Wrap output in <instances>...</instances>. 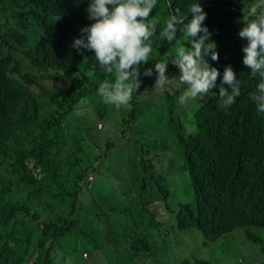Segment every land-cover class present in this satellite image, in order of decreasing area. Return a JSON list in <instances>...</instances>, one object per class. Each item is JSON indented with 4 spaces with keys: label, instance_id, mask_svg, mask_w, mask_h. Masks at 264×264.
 Here are the masks:
<instances>
[{
    "label": "trees",
    "instance_id": "trees-1",
    "mask_svg": "<svg viewBox=\"0 0 264 264\" xmlns=\"http://www.w3.org/2000/svg\"><path fill=\"white\" fill-rule=\"evenodd\" d=\"M195 2L198 0H172L169 8V0H157L150 13L159 20L152 37L153 53L150 61L140 67L142 83L121 115L124 125L116 140L117 144L119 140H137L135 133L130 135L132 124L161 98L170 120L171 136L176 138L183 160L193 157L185 169L193 184L195 209L191 204L179 203L171 219L162 199H137L144 201L143 212L135 216L144 214L147 218L139 221L143 236L135 240L141 239L154 248L163 243L181 245V237L175 232L183 229L198 230L207 242L244 227L246 237L255 242L260 238L249 228H264V113L258 112L251 100L264 78L259 73L253 76L243 64L242 47L247 40L238 35L244 12L261 0H199L206 3L201 6L207 14L204 25L212 32L211 39L219 53L218 61H212L210 56L206 59L219 70L220 77L212 94L202 101L196 99L200 103L192 110L179 102L181 86L176 79L180 71L171 63L176 58L177 43L161 39L159 33L176 8L187 15L185 24L190 21L192 14L188 9ZM88 4L89 0H0V33L9 32L14 38L9 50L12 83L0 84V228L18 224L31 232L19 240L9 239L0 229V264H27L31 257L35 264H50L55 242L68 234L91 238V248H102L110 242L95 233L109 216L102 211V200L90 209L87 225L82 208H75L79 192L87 186V171H96L100 159L116 144L108 140L100 146L89 140L96 133L94 123L110 110V105L98 95V87L103 80L114 79V74L108 76L99 68L94 52L78 51L72 46L81 29L93 23L86 12ZM177 27V39L184 43L183 25ZM85 56L88 59L82 62ZM160 61L169 63L166 75L176 78L167 89L154 87V63ZM227 65L232 66L241 87L235 103L225 108L219 87ZM146 68H153L151 77L143 75ZM21 90L30 93L35 102L27 119L20 118L16 109ZM92 94L97 100H88ZM84 101L87 114L93 112L95 119L89 121L83 133L66 129L64 118L76 113ZM125 147L127 152L119 153L122 158L129 154V146ZM62 149L67 151L65 155L61 154ZM134 149L140 159L132 162L135 167L144 164L142 159L147 152L139 146ZM122 175L121 181L130 189V175ZM61 178L70 180L71 187ZM167 196L163 194L162 198ZM119 203L135 207L134 199ZM133 207H128L132 214ZM108 210L114 208L110 206ZM93 213L99 220L93 221ZM34 234L38 237L32 242ZM138 248L137 245L132 249ZM177 264L208 262L183 259Z\"/></svg>",
    "mask_w": 264,
    "mask_h": 264
},
{
    "label": "clouds",
    "instance_id": "clouds-1",
    "mask_svg": "<svg viewBox=\"0 0 264 264\" xmlns=\"http://www.w3.org/2000/svg\"><path fill=\"white\" fill-rule=\"evenodd\" d=\"M171 3L172 0H169V8ZM201 4L203 3L198 0V2L189 6L188 13L192 15L190 21L186 24L184 20L187 15H182L180 8H176L174 12H171L165 26L159 33L160 38L166 39L169 43L176 41V58L171 63L178 67L180 75L178 79L169 78L166 75L169 63L167 61L156 62L154 63V69L157 75L154 87L167 89L172 80L176 79L181 86L179 95L181 104L190 99L203 100L208 96L210 90L216 87L217 79L220 77L219 70L211 66L206 59L210 56L212 61H218L219 53L216 50V42L211 39L212 32L204 25L207 14ZM156 6L157 0H89L86 12L88 19L93 23L81 29L80 37L74 40L72 46L78 51L84 49L94 52V58L99 68L108 76L114 74V79H105L98 87V95L102 97L105 104L114 105L117 109L122 106H129L133 94L139 92L142 83L140 80V67L150 61L153 53L152 37L156 35L159 24V20L150 15ZM241 22L243 27L239 30L238 35L240 38L247 40V44L242 47L244 53L243 64L251 70L253 76L259 73L264 78V0L253 4L244 12ZM178 25H183V35L186 38L184 43L177 39V33L180 31ZM13 40L11 33H0V84L3 82L12 83L9 50ZM81 55H83V52H81ZM87 59L88 57L85 56L82 62H86ZM143 75L151 77L153 68H146ZM240 87V81L237 79L232 66H225L219 87V97L222 100L223 107L227 108L235 103L236 98L240 95ZM251 100L256 104L257 111L264 113V82L257 85V90L251 94ZM16 109L20 113V118H29L35 109L32 95L25 90H21L16 102ZM82 115L84 117L79 116L78 113L67 115L63 120V126L68 130L85 132L89 123L86 117L91 116L87 113ZM97 123L98 128H101L103 125L102 118L97 120L94 126ZM183 162L184 168L190 167L193 157L188 158L186 156ZM95 172L93 170L87 171V186L82 187V191L79 192L80 198L76 199L75 208H82L84 203L85 225L88 224L90 209L94 208L95 205H100V202H105V200L99 202L96 199V193L94 194L90 189ZM191 186L193 187L192 181ZM164 194L168 195L167 193ZM143 202L134 199V215L137 212H143ZM34 209H38V207H34ZM107 224L108 219L101 228H104L101 235H103ZM240 228L244 229L246 236L247 228ZM0 229L7 233L9 239L23 240L26 235L31 233L27 228L18 224H8ZM250 231L252 230L250 229ZM109 240L110 243H117L115 247L123 246L132 249L137 246L136 242H140V247H151V244L148 246L146 243L141 242V239L134 240L132 243L118 242L112 235L109 236ZM216 240L209 241L214 242ZM98 249L102 251V254L104 253L103 250L105 249L102 245V248L94 247L93 251H83L82 256L85 259H92L94 252ZM112 252H115L114 249ZM26 262L27 264H35L32 257Z\"/></svg>",
    "mask_w": 264,
    "mask_h": 264
},
{
    "label": "rangeland",
    "instance_id": "rangeland-1",
    "mask_svg": "<svg viewBox=\"0 0 264 264\" xmlns=\"http://www.w3.org/2000/svg\"><path fill=\"white\" fill-rule=\"evenodd\" d=\"M156 92L161 94L160 90H155ZM211 94L212 90L208 96ZM96 98L92 94L88 100H97ZM198 100L190 99L185 104L193 110L200 103ZM156 101H158L157 104L137 117L132 124L133 132L130 135L135 133L137 140L132 139L130 143H124L121 140H119V144L116 142L124 125L121 122V115L126 113L127 106L117 109L114 105L109 104L108 114L101 117L102 127L98 128V123L93 125V128H96V133L90 137V141L100 146H105V142L108 140L116 143L100 159L95 177L90 185V189L94 194L96 193V199L105 200L101 206L102 211L109 213L108 224L105 226L109 227V231L103 232L107 241L112 235L118 242L126 241L128 243L142 237L139 230L141 226L138 227V225L139 221H143L147 216L144 214L140 217L133 215L129 211V208L133 206H128L129 208L123 206L119 203L120 200L162 199L171 219H174V212L178 209L179 203L191 204L195 209L191 179L183 167L181 148L178 146L176 138L171 136L170 120L163 107L164 100L159 98ZM85 102L79 105L76 113H88ZM89 114L92 117L88 116L86 119L93 121L96 116H93V112ZM125 145L129 146V154L122 158L119 153L120 150H123L124 153L127 152ZM135 146L143 147L147 153L142 159L144 164L134 167L132 162L136 159L140 160L138 152L134 149ZM66 152L65 149L61 150L62 155H65ZM122 172L130 175V189L126 188L121 181L124 178ZM61 180L67 187H71L70 180L64 178ZM164 193L168 194L165 199L162 198ZM110 206L114 208L113 211L108 210ZM82 210H84V203ZM82 217L85 225L84 212ZM92 219L93 221L99 220L95 213H93ZM102 226L101 223L96 228V234L102 233ZM250 229L259 236L260 240L251 241L245 236L244 229L240 227L224 234L214 242H206L196 229H183L179 233L175 232L181 237V245L167 246L163 243L158 248L153 246L145 248L139 246L140 242H136L139 247L136 250L118 246L115 248V252H112L117 243L108 242L103 244L105 252L102 254L100 249L96 250L92 259H85L82 256L85 250L93 251V248L90 247L91 238L82 239L68 234L55 242L56 246L50 253L51 264H144L146 262L155 264L154 260H158V264H176L183 259L189 261L201 259L207 261L208 264H264V228L251 227ZM172 232L174 235V231ZM37 237L38 235L34 234L31 241L35 242ZM84 238L87 237L84 236ZM46 244L48 243L46 242ZM43 250L41 248L40 252ZM137 253L138 255H136Z\"/></svg>",
    "mask_w": 264,
    "mask_h": 264
},
{
    "label": "crops",
    "instance_id": "crops-1",
    "mask_svg": "<svg viewBox=\"0 0 264 264\" xmlns=\"http://www.w3.org/2000/svg\"><path fill=\"white\" fill-rule=\"evenodd\" d=\"M91 200H93V199H91ZM92 205H93V204H92ZM105 231H109V227H107V228L104 230V232H105Z\"/></svg>",
    "mask_w": 264,
    "mask_h": 264
},
{
    "label": "water",
    "instance_id": "water-1",
    "mask_svg": "<svg viewBox=\"0 0 264 264\" xmlns=\"http://www.w3.org/2000/svg\"><path fill=\"white\" fill-rule=\"evenodd\" d=\"M203 4H201V6H202Z\"/></svg>",
    "mask_w": 264,
    "mask_h": 264
},
{
    "label": "built area",
    "instance_id": "built-area-1",
    "mask_svg": "<svg viewBox=\"0 0 264 264\" xmlns=\"http://www.w3.org/2000/svg\"><path fill=\"white\" fill-rule=\"evenodd\" d=\"M84 254H86V253H84Z\"/></svg>",
    "mask_w": 264,
    "mask_h": 264
}]
</instances>
